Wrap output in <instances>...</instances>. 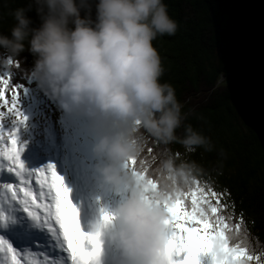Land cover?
Segmentation results:
<instances>
[{"label": "clouds", "instance_id": "clouds-1", "mask_svg": "<svg viewBox=\"0 0 264 264\" xmlns=\"http://www.w3.org/2000/svg\"><path fill=\"white\" fill-rule=\"evenodd\" d=\"M92 6L89 0H29L11 13V36L0 34V48L16 57L27 47L41 88L64 110L84 108L110 129L95 147L108 160L100 172L108 185L127 193L107 224L116 221L112 238L127 264H164L168 217L152 201L189 186L197 168L167 155L150 175L159 187L149 198L125 162L140 157L149 139H178L183 105L174 87L161 83L164 68L153 41L174 35L179 25L164 0H98L95 20ZM33 8L39 27L26 15ZM181 143L211 150L210 139L191 127Z\"/></svg>", "mask_w": 264, "mask_h": 264}, {"label": "trees", "instance_id": "trees-1", "mask_svg": "<svg viewBox=\"0 0 264 264\" xmlns=\"http://www.w3.org/2000/svg\"><path fill=\"white\" fill-rule=\"evenodd\" d=\"M89 2L93 5L91 14H95L98 0ZM28 3L29 0H0V34L11 36V13ZM164 3L179 27L174 35L158 36L153 45L164 68L161 83L174 87L184 118L176 130V141L163 144L149 139L138 159L148 161L149 175L167 155H172L178 165L194 164V179L182 191H194L198 182L200 187L222 193L221 206L226 207L220 214L230 226L243 217L245 243L263 259L264 0ZM26 15L32 20V27L40 26L34 8ZM3 52L11 60L3 69L8 71L10 87L21 93L48 95L33 78L36 57L27 47L16 57L0 48ZM100 125L102 135L110 130L101 122ZM188 127L208 137L211 150L186 149L181 139ZM148 148L153 149L151 154ZM210 200L216 204L215 198ZM186 203L190 208V197ZM236 243L238 240L233 238L231 244Z\"/></svg>", "mask_w": 264, "mask_h": 264}, {"label": "snow or ice", "instance_id": "snow-or-ice-1", "mask_svg": "<svg viewBox=\"0 0 264 264\" xmlns=\"http://www.w3.org/2000/svg\"><path fill=\"white\" fill-rule=\"evenodd\" d=\"M19 98L18 89L10 87L9 80L0 76V106H7L18 126L9 132L11 147L6 151L0 148V157L7 160L6 171L19 182L0 184V264H99L101 230L113 216L103 213L101 224L93 231H84L79 211L70 199V190L55 165L32 170L25 167L20 158L23 147L18 143V131L27 117L19 108ZM3 128L0 123V143L4 140ZM147 152L151 154L153 149L148 148ZM125 168L145 186V194L151 198L159 184L148 174V161L132 157L125 162ZM4 169L5 165L0 163V171ZM33 177L38 190L32 187ZM222 195L195 182L194 191H169L166 198L152 201L168 217L164 264H202L205 256L210 257V264L253 261L264 264L261 255L245 243L243 217L230 226L220 214L226 207L221 206ZM189 197L190 208L186 203ZM210 197L215 198V205ZM45 200L49 202L44 203ZM34 206L43 209V214L34 210ZM233 238L238 240L235 245L231 244ZM37 241H40L42 260L28 247ZM61 253L67 254L66 260L62 255L58 258Z\"/></svg>", "mask_w": 264, "mask_h": 264}, {"label": "rangeland", "instance_id": "rangeland-1", "mask_svg": "<svg viewBox=\"0 0 264 264\" xmlns=\"http://www.w3.org/2000/svg\"><path fill=\"white\" fill-rule=\"evenodd\" d=\"M92 19L95 20V14H92ZM3 60L11 61L9 58L7 59V54L4 52L0 53V61ZM9 64L8 62L6 64L1 62L0 66V76L8 80L10 79L7 76L8 71L3 69ZM20 72L22 71H18V73ZM10 83L11 81H9ZM19 92V108L27 117L24 125L19 126L18 131V136L22 137L20 145L23 147L20 158L25 160L26 168L29 166L26 160L29 156V160L33 158V162H35L34 167L38 168L37 164L41 162L40 160L45 164L59 152H62L64 156L65 146L71 143L69 150L73 154L78 176H83L90 194L96 195L95 200L105 208V212L108 211L109 202L115 201L121 204L126 199L127 193L108 185L100 172V169L108 163L106 157L95 151V147L102 136L100 120L90 115L84 108L73 109L72 111L64 110L59 102L49 94L41 97L40 93L36 91L34 92L37 94ZM10 98L9 92V100ZM15 121L16 117L8 112L7 106H0V123L4 126V140L0 143V148L5 151L11 147V141L8 139L9 132L18 127ZM53 145L56 148L48 153V149L52 148ZM37 152H41L42 156H39ZM3 182L19 183L13 174L6 171V166L0 175V184ZM202 259L208 262L210 257L205 256ZM262 262H264V258ZM251 264H255V262L253 261Z\"/></svg>", "mask_w": 264, "mask_h": 264}, {"label": "bare ground", "instance_id": "bare-ground-1", "mask_svg": "<svg viewBox=\"0 0 264 264\" xmlns=\"http://www.w3.org/2000/svg\"><path fill=\"white\" fill-rule=\"evenodd\" d=\"M21 142H22V137L18 136V143L20 144ZM53 146H52V148H49L48 149V153L49 152L51 153L53 151V149L56 148L55 145H53ZM50 147H51V145H50ZM65 148L71 149V143L70 144L68 143L65 146ZM37 154H39V156H42V153L41 152H37ZM64 156H63L62 152H59V154L53 155L51 160H56V161H58L60 163L61 162H64L65 163L66 159H68L70 156L69 155H64ZM29 158H30V156H29ZM29 158H26V160L28 162V165H29L27 169H29V170L38 169V168H42V167L43 168H46L52 162L50 160V161H46V163L44 164V162L42 160H40L41 162H39L37 164L38 165V168H35L34 167L35 166L34 165L35 162H33V158L31 160H29ZM21 160L23 161V163H24V165L26 167L27 165L25 164V160L23 158ZM31 162H32V165H30ZM0 163H3L5 166H7V160L5 158H1L0 159ZM4 170L3 171H0V175L2 174V172H4ZM32 181L34 182L33 186L35 187L36 190H38L39 189V185H37L35 183V177H33ZM76 181L77 180L70 182V184H71V187L69 188V190H70V198L76 199L72 195V193H77L79 195V197H80V200H87V201L92 202V203L94 202V204H95V212H96L95 220H96V223L98 224V222H100V220H102L103 213H105L104 207L100 203H98V201L95 200L96 195L94 196V195L90 194L88 192V190L86 189V187L83 185V183L85 184V182L82 181V175L79 176V184H81L80 190L77 188V186H78L77 184L78 183ZM83 191H84V194L82 195ZM43 202L44 203H48L49 201L45 200ZM108 210H109V208H108ZM107 213L110 214V215H112L113 217H115V214H116V213L111 214L109 211ZM115 231H116V221L114 219L113 220V223L111 225H108V227L106 229V232L104 233V237L107 238L108 243L114 241L112 239V237H113V233ZM209 262H210V260L207 262L206 260L202 259V264H206V263L209 264Z\"/></svg>", "mask_w": 264, "mask_h": 264}]
</instances>
